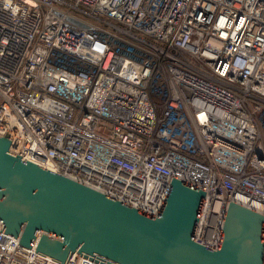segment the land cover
I'll list each match as a JSON object with an SVG mask.
<instances>
[{
  "label": "built area",
  "instance_id": "1",
  "mask_svg": "<svg viewBox=\"0 0 264 264\" xmlns=\"http://www.w3.org/2000/svg\"><path fill=\"white\" fill-rule=\"evenodd\" d=\"M0 135L153 216L172 176L204 190L217 247L230 200L264 215V0H0ZM37 237L0 264H99Z\"/></svg>",
  "mask_w": 264,
  "mask_h": 264
},
{
  "label": "water",
  "instance_id": "2",
  "mask_svg": "<svg viewBox=\"0 0 264 264\" xmlns=\"http://www.w3.org/2000/svg\"><path fill=\"white\" fill-rule=\"evenodd\" d=\"M0 135L1 232L61 261L99 264H262L264 215L230 200L217 247L193 239L204 190L172 176L157 215L8 150Z\"/></svg>",
  "mask_w": 264,
  "mask_h": 264
}]
</instances>
